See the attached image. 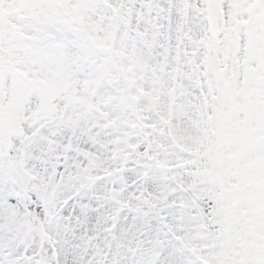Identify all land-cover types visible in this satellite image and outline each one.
I'll return each mask as SVG.
<instances>
[{"label":"snow or ice","instance_id":"snow-or-ice-1","mask_svg":"<svg viewBox=\"0 0 264 264\" xmlns=\"http://www.w3.org/2000/svg\"><path fill=\"white\" fill-rule=\"evenodd\" d=\"M0 264H264V0H0Z\"/></svg>","mask_w":264,"mask_h":264}]
</instances>
